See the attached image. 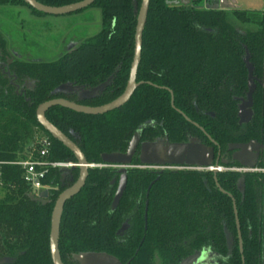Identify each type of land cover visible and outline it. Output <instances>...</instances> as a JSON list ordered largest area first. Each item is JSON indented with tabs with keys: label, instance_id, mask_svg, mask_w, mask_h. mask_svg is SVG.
<instances>
[{
	"label": "trees",
	"instance_id": "obj_1",
	"mask_svg": "<svg viewBox=\"0 0 264 264\" xmlns=\"http://www.w3.org/2000/svg\"><path fill=\"white\" fill-rule=\"evenodd\" d=\"M37 1L63 6L80 0ZM201 1L149 0L138 86L123 106L100 115L61 106L45 112L89 164H100L102 153L125 152L135 136L139 142L214 145L224 168L241 166L232 159L231 145L264 144V13L205 8ZM5 5L45 15L23 0H0V7ZM139 5L140 0H95L84 9L100 10V30L54 60L11 58L0 30V264H52L51 210L79 169L50 168L43 180L48 188L43 205L30 199L20 167L9 162L24 157L37 131L51 143L48 160L76 162L39 125L35 110L53 98L99 106L122 93ZM227 11L236 22L255 28L233 24ZM248 68L255 88L251 116L241 120ZM104 82L94 95L81 96ZM136 157L115 207L120 172L107 166L89 168L81 190L64 203L58 238L63 264H80L77 256L91 252L112 255L122 264H178L196 252L204 253L198 264H264V173L223 169L214 179L211 170L140 168Z\"/></svg>",
	"mask_w": 264,
	"mask_h": 264
},
{
	"label": "water",
	"instance_id": "obj_2",
	"mask_svg": "<svg viewBox=\"0 0 264 264\" xmlns=\"http://www.w3.org/2000/svg\"><path fill=\"white\" fill-rule=\"evenodd\" d=\"M94 1L95 0H80L63 6H49L42 4L37 0H23L26 5L45 15H65L74 13L90 6ZM148 6L149 0H140L134 30L133 56L129 68L128 79L124 90L117 98L99 106H86L63 98H53L40 103L35 110L36 120L39 125L55 140L60 142L63 146L71 151L74 158L76 159V162L78 164L77 167L79 169L78 177L75 182L58 194L51 210L49 228V253L52 264H63L58 251V238L60 219L64 203L75 196L81 190L87 178L89 168L107 166L117 168L120 172V178L112 202V206L115 207L125 189L127 168L131 166L132 156L134 155L135 150L138 146L139 139L136 136L133 137L129 142V145L125 152L102 153L100 155V164H89L76 144L73 143L64 133H62L45 117V112L53 106H61L78 113L100 115L123 106L129 100L135 88L138 86V83L136 82V71L140 61L142 32L147 17ZM208 7L226 9L232 8L233 6H226L222 2H217V5L210 6L209 4H205V8ZM248 70L249 90L247 92L246 100L241 102L238 109V116L241 120H249L251 116V95L255 88V84L251 82L252 75L250 68H248ZM106 84L107 82H104L89 91H84L81 93V96H92L97 91L106 86ZM172 103L173 100L171 94V104ZM244 108H248V115L246 118H242L241 116ZM231 149L233 150L232 159L239 162L243 166L244 170L251 171L256 169V158L259 156H261L262 164L264 165V145L257 142L256 140H249L246 143L233 144L231 145ZM139 150V162L144 166H173L178 168L188 167L195 170H211L214 173V179L215 173L219 171L217 169L219 152H217V158L214 165L212 166L213 168L209 169V164L214 158V149L212 146H207L201 142L193 140L188 142H171L166 144V146H163L162 142L157 141L141 142L139 144ZM30 199L34 202H39L44 205L48 202V190H42L38 196L30 195ZM233 207L237 227L239 249L241 252V239L234 201ZM125 227L126 225H123L121 230ZM77 258L79 259L80 264H122L114 256L102 252L80 254L77 256ZM203 259L204 253L196 252L184 257L181 261L178 262V264H198ZM126 264H128V262Z\"/></svg>",
	"mask_w": 264,
	"mask_h": 264
},
{
	"label": "rangeland",
	"instance_id": "obj_3",
	"mask_svg": "<svg viewBox=\"0 0 264 264\" xmlns=\"http://www.w3.org/2000/svg\"><path fill=\"white\" fill-rule=\"evenodd\" d=\"M171 1L175 3L190 2L189 0ZM238 1L241 4L238 9L264 13V0ZM200 4L217 5V0H202ZM226 10L230 11L229 8ZM228 11L227 13H229ZM229 18L233 24L242 29L255 28L252 24L236 22L230 13ZM100 27V10L95 7L65 15H36L28 7L22 5L0 7V30L7 38V51L11 58L17 57L32 61L54 60L86 37L98 32ZM24 84L27 86L31 84V81ZM247 110L248 108L243 109L242 118L247 117ZM41 134V131L35 132L31 142L39 138ZM258 168L263 169L264 167L258 166ZM240 172L243 170L240 169ZM260 172L264 173V169Z\"/></svg>",
	"mask_w": 264,
	"mask_h": 264
},
{
	"label": "built area",
	"instance_id": "obj_4",
	"mask_svg": "<svg viewBox=\"0 0 264 264\" xmlns=\"http://www.w3.org/2000/svg\"><path fill=\"white\" fill-rule=\"evenodd\" d=\"M49 138L43 134L33 142H31L23 152L24 157L9 162L20 167L22 180L31 191V195L38 196L39 193L47 189L43 180L50 168H70L77 167V162L72 161H51L47 159L50 149ZM213 167H209L212 169ZM219 171L223 170L218 166Z\"/></svg>",
	"mask_w": 264,
	"mask_h": 264
},
{
	"label": "flooded vegetation",
	"instance_id": "obj_5",
	"mask_svg": "<svg viewBox=\"0 0 264 264\" xmlns=\"http://www.w3.org/2000/svg\"><path fill=\"white\" fill-rule=\"evenodd\" d=\"M153 142H156V141H153ZM157 142H162L163 143V146H166V144H168V143H171V142H168V141H166V140H157ZM198 142V141H197ZM141 142H139L138 143V146H137V148H136V150H135V153H134V155H136L137 157V159H138V161H139V155H140V150H139V144H140ZM260 143V142H259ZM262 144V143H261ZM262 145H264V144H262ZM214 145H212V147H213ZM214 149V148H213ZM232 152H233V150H232ZM134 155L132 156V160H133V157H134ZM216 158H217V151L215 152L214 151V158H213V162L215 163V160H216ZM140 163V162H139ZM214 163H213V165H214ZM239 163V162H238ZM262 164V160H261V156H259V157H257L256 158V169H254V170H251L252 172L253 171H257V172H260L261 170H263V169H261V168H258V165L259 164ZM240 164V163H239ZM212 165V166H213ZM241 165V164H240ZM263 165V164H262ZM219 166V165H218ZM131 167H135L133 164H132V162H131V166L129 167V168H131ZM137 167H140V168H148V169H153V170H162V169H191V168H188V167H180V168H178V167H173V166H164V167H160V166H144V165H142L141 163L137 166ZM242 165L240 166V167H232V168H224L223 167V169H228V170H235V171H240V169L241 170H243V171H247V170H244V169H242ZM263 167H264V165H263ZM129 168H127V169H129ZM237 168H239V169H237ZM195 170V169H194ZM120 178V177H119Z\"/></svg>",
	"mask_w": 264,
	"mask_h": 264
},
{
	"label": "crops",
	"instance_id": "obj_6",
	"mask_svg": "<svg viewBox=\"0 0 264 264\" xmlns=\"http://www.w3.org/2000/svg\"><path fill=\"white\" fill-rule=\"evenodd\" d=\"M218 3H223L226 6H233L235 8H239L241 4H239L238 0H217Z\"/></svg>",
	"mask_w": 264,
	"mask_h": 264
}]
</instances>
